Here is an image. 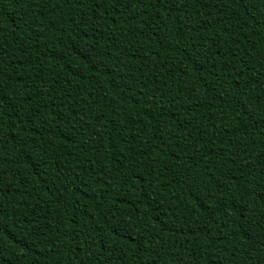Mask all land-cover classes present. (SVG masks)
<instances>
[{
  "label": "trees",
  "instance_id": "trees-1",
  "mask_svg": "<svg viewBox=\"0 0 264 264\" xmlns=\"http://www.w3.org/2000/svg\"><path fill=\"white\" fill-rule=\"evenodd\" d=\"M0 264H264V0H0Z\"/></svg>",
  "mask_w": 264,
  "mask_h": 264
}]
</instances>
